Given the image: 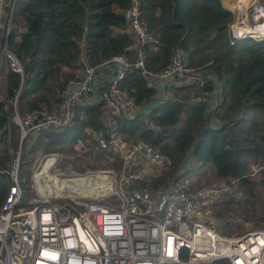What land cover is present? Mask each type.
<instances>
[{
  "label": "trees",
  "instance_id": "obj_1",
  "mask_svg": "<svg viewBox=\"0 0 264 264\" xmlns=\"http://www.w3.org/2000/svg\"><path fill=\"white\" fill-rule=\"evenodd\" d=\"M129 3L130 0H14L7 46L22 63L23 77L9 71L8 91L13 96L22 83L17 99L22 114L53 111L61 99L60 90L69 78L78 76L83 60L97 64L125 50L131 38L123 32L127 26L123 10ZM141 19L159 39L156 47L144 46L147 67L156 69L167 64L171 49L178 45L188 53L190 67L207 69L216 77L221 85V101L214 116L220 125L209 124L205 100H192L197 95L207 99L214 90L212 80L171 87V95L151 103L147 113L140 111L132 118L112 115L110 128L101 102L76 107L72 126L39 129L26 146L19 172L26 186L31 174L28 165L39 147L44 151L66 150L64 146L68 144L71 150L79 138L88 135V130L105 137L113 131L143 139L167 156L163 168L149 183L151 187L175 178L189 187H198L192 174L206 164L212 165L223 184L238 178L236 189L241 194H233L230 188L222 190L210 204L211 211L221 218V231L226 234L253 215L259 225L264 221V207L256 189L259 186L264 190V167L257 180L247 175V169L250 161L264 164V39L242 37L231 42L228 26L233 12L221 0H142ZM122 84L140 110L154 95L136 69L126 73ZM6 125L7 117L0 104V168H6L10 160ZM16 128L12 123L11 133L15 134ZM100 149L97 157L107 150ZM79 169H83L82 165ZM200 181L199 177L197 185ZM7 186L6 175L0 172V204ZM27 193L28 188L26 198ZM227 211L235 218L228 217ZM211 264L230 262L217 259Z\"/></svg>",
  "mask_w": 264,
  "mask_h": 264
},
{
  "label": "built area",
  "instance_id": "obj_2",
  "mask_svg": "<svg viewBox=\"0 0 264 264\" xmlns=\"http://www.w3.org/2000/svg\"><path fill=\"white\" fill-rule=\"evenodd\" d=\"M238 1L228 26L231 42L242 37L263 39L264 1ZM13 4L14 0H0V104L7 117L6 130L10 132L12 123L17 126L20 145L11 160L17 162L16 167L10 164L8 168L7 164L0 168L8 180L0 204V264H211L217 259H227L230 264H264V227L249 228L238 235L223 233L220 219L210 208L222 190L230 188L233 194H241L236 189L238 178H231L230 184L198 187L175 178L151 187L146 183L152 167L162 165L167 156L143 139L128 142L113 131L109 137L98 136L96 146L111 149L118 156L119 174L107 169L72 173L63 179L58 176L62 182H53L54 196L45 197H58L59 201L35 203L26 198V187L21 201L22 188L16 177L20 152L24 153L39 129L72 126L76 107L105 101L110 118L114 114L132 118L171 95V87L212 80L213 92L221 95V85L207 69L190 67L188 53L178 45L171 49L167 64L147 67L144 46L156 47L159 39L141 19L142 0H130L123 10L127 22L123 32L131 38L125 50L97 64L83 60L81 74L66 81L53 111L22 115L17 106L22 83L13 96L8 91L9 71L23 77L22 63L7 46ZM131 69H136L154 91L141 110L122 84ZM161 92L166 96H160ZM192 100H205L208 115L220 103L217 97L208 108V98L197 95ZM29 134L32 138L28 142ZM51 155L42 158L43 165L52 158L48 168L56 162ZM69 187L71 191L66 192Z\"/></svg>",
  "mask_w": 264,
  "mask_h": 264
},
{
  "label": "rangeland",
  "instance_id": "obj_3",
  "mask_svg": "<svg viewBox=\"0 0 264 264\" xmlns=\"http://www.w3.org/2000/svg\"><path fill=\"white\" fill-rule=\"evenodd\" d=\"M80 74H81V70H78L77 75ZM98 86L100 89L101 82L99 81H98ZM101 110L110 128V125L112 124V120L109 116V106L105 101L101 106ZM48 111H52V110H48ZM212 119L215 120L214 110L209 115V120ZM87 132L88 135H86L83 139L79 138L73 144V149L71 150L69 149L68 144H66L64 146L66 150L51 149V151H44L42 148L39 147L37 150H35L33 156L32 154H29V156H32V159L28 165L31 174L29 177V181L27 183L28 185L26 186V188H28L27 194H29L27 195V199L34 200L35 203L37 202L53 203L59 201V199H56L58 197L50 198L45 196H54L55 188L53 186V182H57V185H60L62 181H60L59 179L61 178L63 179L66 176H71L72 173H81L86 170L113 169L117 174H119V171L121 169V164L118 156L114 154V152L111 149H107V150L105 149L106 151L109 152L103 151L101 156L99 157L96 156V154L99 151H101V149L96 146V139L98 136H101V133L94 132L91 130H88ZM29 135L27 136L28 142L32 138V134ZM120 136L122 139H125L128 142L135 141L133 138L126 137L125 135H120ZM6 138L8 141V153H10L11 155V159L8 161V168H9L14 153L19 148L20 145V133L18 128H16L15 134L11 133V130L10 132H7ZM25 138L23 139V141H25ZM1 146L2 145L0 144V149ZM46 154H54L51 156L56 157V162L52 167L48 168L49 163L52 161V158H50L43 165L42 158ZM22 156L20 158L18 172H20ZM80 165H82L83 169H79ZM263 167L264 164L250 161L247 169L248 176L255 180L259 179L262 175L261 169ZM162 168H163L162 165L155 164L150 171V177L146 184H149L152 181V179L159 174ZM192 175H193L192 178L196 182L195 184L196 186H212V185H220L222 183L220 179H217V176L215 175V171L211 164L203 165L202 167L199 168L198 173L194 172ZM58 176L61 178H57ZM199 177L201 178V181H200V185H197ZM256 190L258 193V197L263 201L262 206L264 207V190L259 186H257ZM107 199L111 201L115 200L113 197H108ZM225 213L227 214L228 217L230 216L235 218L230 211H227ZM253 218H255L254 215L252 216V218L241 220L240 221L241 224H239V226H234L235 230L230 234L238 235L247 231V229L249 228L264 227V221L259 222L260 224L257 225L258 223ZM219 219L221 220V218ZM235 223L237 222H233V224Z\"/></svg>",
  "mask_w": 264,
  "mask_h": 264
},
{
  "label": "crops",
  "instance_id": "obj_4",
  "mask_svg": "<svg viewBox=\"0 0 264 264\" xmlns=\"http://www.w3.org/2000/svg\"><path fill=\"white\" fill-rule=\"evenodd\" d=\"M222 4L228 8L229 10L235 11L236 7L240 4L238 0H221ZM160 96H166L165 92L159 93ZM217 97H220L218 93L212 92L208 98V108L214 103L215 99ZM212 125L219 126L220 122L215 118L214 121H212Z\"/></svg>",
  "mask_w": 264,
  "mask_h": 264
},
{
  "label": "water",
  "instance_id": "obj_5",
  "mask_svg": "<svg viewBox=\"0 0 264 264\" xmlns=\"http://www.w3.org/2000/svg\"><path fill=\"white\" fill-rule=\"evenodd\" d=\"M176 24H179L180 22H178V21H176L175 22ZM189 32V28H188V26L186 25V34ZM264 39V38H263ZM37 121H38V118L36 117V118H34L33 120H32V123H37ZM50 129H52V130H55L53 127H50ZM23 155V151H21L20 152V156H19V159L21 158V156ZM17 181H18V184L20 185V187L22 188V194H21V201L23 202L24 201V199H25V191H24V189H25V187H26V184H25V181H24V179L22 178V176H21V174L18 172L17 173Z\"/></svg>",
  "mask_w": 264,
  "mask_h": 264
},
{
  "label": "bare ground",
  "instance_id": "obj_6",
  "mask_svg": "<svg viewBox=\"0 0 264 264\" xmlns=\"http://www.w3.org/2000/svg\"><path fill=\"white\" fill-rule=\"evenodd\" d=\"M240 1H246V0H240ZM11 165H12V167H16L17 162L13 161V162L11 163ZM70 191H71L70 188H68V189L66 190V192H70Z\"/></svg>",
  "mask_w": 264,
  "mask_h": 264
},
{
  "label": "clouds",
  "instance_id": "obj_7",
  "mask_svg": "<svg viewBox=\"0 0 264 264\" xmlns=\"http://www.w3.org/2000/svg\"><path fill=\"white\" fill-rule=\"evenodd\" d=\"M261 1H262V0H261ZM231 11H232V10H231ZM232 12H233V11H232ZM233 19H234V12H233ZM233 19H232V20H233ZM212 92H213V91H212ZM212 92H211V93H212ZM211 93H210V94H211ZM220 101H221V95H220ZM206 109H207V108H206ZM215 118H216V117H215ZM49 128H50V127H49ZM54 129H55V128H54ZM55 130H56V129H55Z\"/></svg>",
  "mask_w": 264,
  "mask_h": 264
}]
</instances>
